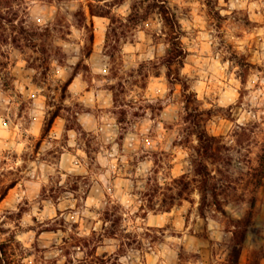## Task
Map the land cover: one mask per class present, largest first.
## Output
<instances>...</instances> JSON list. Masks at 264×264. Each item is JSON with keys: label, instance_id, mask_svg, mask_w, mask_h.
<instances>
[{"label": "clouds", "instance_id": "9594fccd", "mask_svg": "<svg viewBox=\"0 0 264 264\" xmlns=\"http://www.w3.org/2000/svg\"><path fill=\"white\" fill-rule=\"evenodd\" d=\"M0 264H264V0H0Z\"/></svg>", "mask_w": 264, "mask_h": 264}]
</instances>
